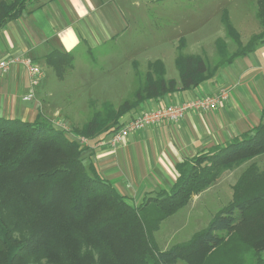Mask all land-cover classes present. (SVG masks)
I'll list each match as a JSON object with an SVG mask.
<instances>
[{
	"label": "trees",
	"instance_id": "obj_1",
	"mask_svg": "<svg viewBox=\"0 0 264 264\" xmlns=\"http://www.w3.org/2000/svg\"><path fill=\"white\" fill-rule=\"evenodd\" d=\"M28 1L1 0L0 29L20 17ZM255 17L262 30L243 44L223 15L226 36L237 48L229 52L226 41L217 38L215 63L179 50L174 58L178 79L165 78L162 60L149 61L132 99L104 104L73 133L89 140L109 133L121 124L122 115L142 103L193 89L222 65L253 52L264 42V0L256 1ZM62 58L68 62L71 56ZM56 73L61 77L64 69ZM89 149L41 114L33 121L0 116V264H215L226 237L264 207V170L252 166L238 179L234 199L189 240L159 250L154 238L164 219L223 171L264 153V110L252 129L176 163L169 190L148 195L138 205L84 161ZM260 230L259 236L238 237L245 248L235 264H264V228Z\"/></svg>",
	"mask_w": 264,
	"mask_h": 264
},
{
	"label": "crops",
	"instance_id": "obj_2",
	"mask_svg": "<svg viewBox=\"0 0 264 264\" xmlns=\"http://www.w3.org/2000/svg\"><path fill=\"white\" fill-rule=\"evenodd\" d=\"M139 2L141 0H29L20 17L0 29V58L14 54L28 56L44 76L36 86H31L21 66L0 74V116L33 121L37 114L45 117L42 113L48 109L60 113L62 109L75 107V97H67L72 104L68 106L66 98L57 95L63 92L55 85L56 80L46 85L50 69L56 74L53 62L62 61L65 55L71 56L67 64H62L63 77H55L59 80L77 77L78 84H89L84 78L96 73L86 69L93 67L86 62L87 56L93 61H106L108 66L110 62L127 58L128 53L136 51L137 40L129 30L135 27ZM259 44L248 55L219 67L212 78L195 88L148 100L122 115L120 123L147 109L215 95L223 89L225 98L216 109L188 111L177 122H162L132 132L116 148L95 144L101 135L92 138L84 161L92 162L103 178L136 205L148 195L169 190L177 176L176 163L229 142L261 121L264 42ZM105 71L101 73L102 77H108L103 82L104 90L115 93L120 79L110 77L114 74L120 77V73L109 68ZM42 80L45 86L39 89ZM62 85L65 88V84ZM30 89L34 98L22 100ZM94 102L88 99L85 107ZM106 103L117 106L104 100L99 109Z\"/></svg>",
	"mask_w": 264,
	"mask_h": 264
},
{
	"label": "rangeland",
	"instance_id": "obj_3",
	"mask_svg": "<svg viewBox=\"0 0 264 264\" xmlns=\"http://www.w3.org/2000/svg\"><path fill=\"white\" fill-rule=\"evenodd\" d=\"M126 1L129 2V0H124ZM256 1L141 0L138 3L140 7L137 8L135 14V27L129 30L132 37L137 40L136 51L128 53L127 58L119 62H110L109 66L106 61H93L87 56L86 62L93 67L86 69H93L96 73L93 76L86 75L87 78H84L90 82L89 84H78L77 77L67 76L64 80H59L55 77L58 73L55 74L50 69L49 76L45 80L46 85L56 80L55 85L63 92L57 95L65 97L68 106L72 104L67 97H75L76 106L62 109L60 113L48 109L42 113L44 118L56 128L64 130L67 137L74 138L76 134L73 133V128H81L82 123L99 109L101 101L110 100L118 105L133 98L134 91L144 80L149 61L161 59L165 66L167 79H178L174 58L179 50L185 54H200L211 63H215L217 57L214 42L217 38L226 41L229 52L237 48V45L226 36L225 23L222 20L225 13L230 23L239 32L243 44L250 36L262 30L255 17ZM259 46L260 44L257 48ZM67 63V60L63 59L53 62L52 66L57 71L64 69L62 64ZM106 67L120 73V77L118 74L110 77L113 80L120 79V86L115 93H108L104 90L103 82L108 77H102L101 73L106 72ZM62 84H65V88ZM44 86L42 80L38 88ZM88 99L95 100V102L85 107ZM107 135L108 133L102 134L98 140L105 139ZM89 141L88 139L86 147L91 148ZM252 166L258 172L264 170V153L223 171L205 190L192 196L184 207L164 219L154 233L158 249L165 250L174 244L185 242L194 233L205 228L214 215L234 199V194L238 190V179L245 170ZM262 228H264V207H258L249 214L245 222L238 224L232 235L226 237L214 263H237L238 253L245 248L238 237L245 239L248 236H259ZM176 264L183 263L178 261Z\"/></svg>",
	"mask_w": 264,
	"mask_h": 264
},
{
	"label": "built area",
	"instance_id": "obj_4",
	"mask_svg": "<svg viewBox=\"0 0 264 264\" xmlns=\"http://www.w3.org/2000/svg\"><path fill=\"white\" fill-rule=\"evenodd\" d=\"M14 66L24 68L31 86H36L44 74L40 67L31 58L22 54H14L0 58V74L6 73ZM33 91L22 97V100H32ZM225 98V90L221 89L215 95H203L187 99L177 104H166L140 112L138 115L129 118L116 129L109 132L105 139L98 140L97 145L107 144L116 148L125 142V139L132 132L142 130L148 126H155L162 122H177L183 118L188 111L204 112L216 109ZM82 146L88 145V138L74 136Z\"/></svg>",
	"mask_w": 264,
	"mask_h": 264
}]
</instances>
